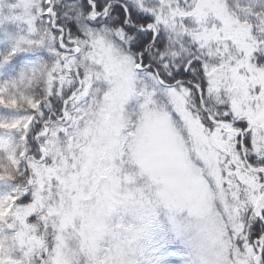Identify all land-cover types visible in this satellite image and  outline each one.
<instances>
[{"label": "snow or ice", "instance_id": "1", "mask_svg": "<svg viewBox=\"0 0 264 264\" xmlns=\"http://www.w3.org/2000/svg\"><path fill=\"white\" fill-rule=\"evenodd\" d=\"M0 264H264V0H0Z\"/></svg>", "mask_w": 264, "mask_h": 264}]
</instances>
